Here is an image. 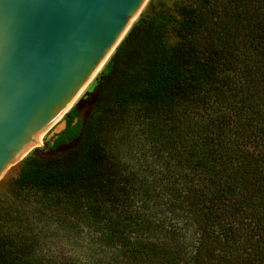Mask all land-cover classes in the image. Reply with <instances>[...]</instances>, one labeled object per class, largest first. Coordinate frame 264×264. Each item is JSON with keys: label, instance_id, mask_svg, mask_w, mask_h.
Returning a JSON list of instances; mask_svg holds the SVG:
<instances>
[{"label": "trees", "instance_id": "1", "mask_svg": "<svg viewBox=\"0 0 264 264\" xmlns=\"http://www.w3.org/2000/svg\"><path fill=\"white\" fill-rule=\"evenodd\" d=\"M100 77L87 115L75 106L44 145L73 147L14 179L114 250L69 264H264V0L148 8ZM109 135L134 138L163 174L123 168ZM31 251L0 233V264H49Z\"/></svg>", "mask_w": 264, "mask_h": 264}, {"label": "water", "instance_id": "2", "mask_svg": "<svg viewBox=\"0 0 264 264\" xmlns=\"http://www.w3.org/2000/svg\"><path fill=\"white\" fill-rule=\"evenodd\" d=\"M152 2L0 0V183L43 148Z\"/></svg>", "mask_w": 264, "mask_h": 264}, {"label": "rangeland", "instance_id": "3", "mask_svg": "<svg viewBox=\"0 0 264 264\" xmlns=\"http://www.w3.org/2000/svg\"><path fill=\"white\" fill-rule=\"evenodd\" d=\"M173 1L153 0L149 8L169 7ZM175 40L176 36L170 33L168 43ZM100 80L99 76L76 105L78 117L84 118L87 115ZM64 123L65 121L55 133L63 128ZM104 142L110 155L129 172L141 177L148 175L152 179L159 173L163 174L164 163L151 157V152L134 138L128 135H109ZM74 144L75 141L66 143L55 151L43 146L32 157L59 156L68 152ZM21 167L0 183V233L13 232L22 236L30 243L33 255L49 264L85 263L97 258L105 259L112 254L114 250L104 248L98 242L96 232L86 226L83 214L70 213L72 211L67 209V204L55 201L56 196L28 187H18L14 179L19 175Z\"/></svg>", "mask_w": 264, "mask_h": 264}]
</instances>
